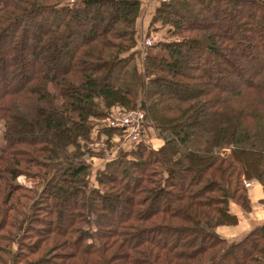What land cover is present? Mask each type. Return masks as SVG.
Instances as JSON below:
<instances>
[{"label":"trees","instance_id":"1","mask_svg":"<svg viewBox=\"0 0 264 264\" xmlns=\"http://www.w3.org/2000/svg\"><path fill=\"white\" fill-rule=\"evenodd\" d=\"M142 3L0 0V264H264V223L216 232L237 223L230 202L251 211L243 180L264 192V0L161 1L149 26L178 39L158 53L137 44ZM119 107L162 144L91 183L95 121Z\"/></svg>","mask_w":264,"mask_h":264},{"label":"rangeland","instance_id":"2","mask_svg":"<svg viewBox=\"0 0 264 264\" xmlns=\"http://www.w3.org/2000/svg\"><path fill=\"white\" fill-rule=\"evenodd\" d=\"M142 1H143L142 10H141L142 15H141V17L138 21V25H137V28H138L137 44H138V46L141 45L140 49L142 50V53H145L146 51L158 53L159 52L158 46H160V44H162L164 42L175 40L172 36L168 35L166 28L162 27V25H160L159 22H155L154 24H151V26H149L150 20L154 15L155 8L160 4L161 1H166V0H142ZM150 32H157L156 34L161 37V41H158L157 43L153 44L152 46L143 47L142 44L144 42H142V39H144L145 36H147V34ZM177 39L178 38H176V40ZM3 79H5V80H3ZM3 79L0 78V87H3V85L5 83L10 81V78L9 79L3 78ZM119 109H121V107H119ZM132 109L133 110L139 109V107L132 108ZM143 113H144V111H143ZM145 117H146V115H145ZM106 125H107V123L106 122L104 123V121H102V119H98L95 121V125H94V128L92 130L93 133L91 136V141L88 142V149L86 150V153L83 156V158L87 159V161L90 162V165H91V173H90L91 174L90 175V182L91 183H92V180H94V178H95V172L98 168L102 167L106 162H108V160L116 157L120 151L130 150L136 144L134 141H128V140H123V139L120 140L119 138H117L116 141H112L113 143L111 142L112 146L111 145L109 146V144H106L105 141H103V144H102L100 142V141H102V138L99 135V130L101 128H104V126H106ZM141 126H142L141 129H143V131H142L141 139H139L138 141H142L143 143H146V145L149 147H151V146L152 147H158L160 144H162V141L159 139L160 138L159 137V131L156 130V128H154L152 126V124H149L148 122H145V120H144L141 122ZM2 130H3V123L0 122V138L2 136V134H1ZM79 144H81V143H79ZM74 148L75 147H72L70 149L72 151H74L75 150ZM38 182H36V183L33 182L24 174L18 175V177L16 179V183L19 186L26 187L30 190H33L34 191L33 193L36 195L38 194V192L40 191V189L42 187L41 183H38ZM262 202H263V200L259 201V203L261 204L260 208L263 210ZM245 233H243L242 235H244ZM241 236L240 237H234V238H232V240H237V239L241 238ZM61 239H62L61 236L54 234L51 237L50 243L55 244V242H56L55 240H58L59 242H61ZM25 242H27V240H25ZM11 244H12V247L14 248L15 245L13 243H11ZM60 252H63V254H64V253L68 252V250H64V249L62 250V248L61 249H58V248L55 249L52 252V255H53L52 259L56 258L57 256H64L65 255V254L64 255L61 254ZM54 256H56V257H54ZM58 258L59 257H57V259ZM57 261L61 262V260H59V259Z\"/></svg>","mask_w":264,"mask_h":264},{"label":"crops","instance_id":"3","mask_svg":"<svg viewBox=\"0 0 264 264\" xmlns=\"http://www.w3.org/2000/svg\"><path fill=\"white\" fill-rule=\"evenodd\" d=\"M248 196L250 197V212H244L240 205L230 202L229 212L237 217L235 225L218 226L216 232L224 239L232 240L234 237H240L243 233L254 228L258 224L264 223V192L256 180L251 181ZM260 200H263V210L260 208ZM260 205V206H259Z\"/></svg>","mask_w":264,"mask_h":264},{"label":"built area","instance_id":"4","mask_svg":"<svg viewBox=\"0 0 264 264\" xmlns=\"http://www.w3.org/2000/svg\"><path fill=\"white\" fill-rule=\"evenodd\" d=\"M157 32H150L142 39L144 42L143 47L152 46L153 44L161 41V37L156 34ZM136 108V107H135ZM145 120V114L139 109H119L115 108L108 114L106 123L107 126L123 132L122 139L128 141H138L141 139L143 129L141 122ZM103 144V141H100ZM246 187L252 185L251 181L243 180Z\"/></svg>","mask_w":264,"mask_h":264}]
</instances>
